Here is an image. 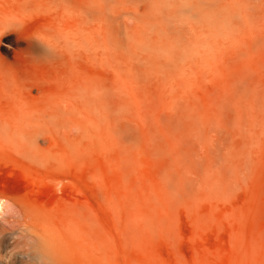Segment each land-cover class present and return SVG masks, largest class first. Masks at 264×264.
<instances>
[{
  "label": "rangeland",
  "instance_id": "rangeland-1",
  "mask_svg": "<svg viewBox=\"0 0 264 264\" xmlns=\"http://www.w3.org/2000/svg\"><path fill=\"white\" fill-rule=\"evenodd\" d=\"M8 122L76 142L0 189L78 264H264V0H0Z\"/></svg>",
  "mask_w": 264,
  "mask_h": 264
},
{
  "label": "bare ground",
  "instance_id": "bare-ground-1",
  "mask_svg": "<svg viewBox=\"0 0 264 264\" xmlns=\"http://www.w3.org/2000/svg\"><path fill=\"white\" fill-rule=\"evenodd\" d=\"M46 134L52 136V141L44 138ZM41 142H49V145L43 147ZM64 145L69 147L75 158V140L64 137L56 123H0V176L12 177L15 174L17 166L7 158L9 151L24 160L44 165L52 160L60 161ZM32 181L36 185L41 183L37 179ZM60 186L61 182H54L55 188ZM0 221V264H67L69 261L70 264H78L77 225L73 224L69 230L63 227L62 216L44 213L30 196L0 189ZM66 235L71 236L69 261L64 244ZM25 255L29 261L19 259Z\"/></svg>",
  "mask_w": 264,
  "mask_h": 264
}]
</instances>
